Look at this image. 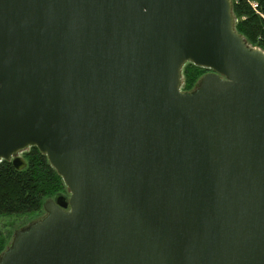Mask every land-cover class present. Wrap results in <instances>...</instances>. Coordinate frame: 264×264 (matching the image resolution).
Wrapping results in <instances>:
<instances>
[{"label": "water", "instance_id": "1", "mask_svg": "<svg viewBox=\"0 0 264 264\" xmlns=\"http://www.w3.org/2000/svg\"><path fill=\"white\" fill-rule=\"evenodd\" d=\"M235 24L231 0H0V162L36 146L70 193L0 264H264V50Z\"/></svg>", "mask_w": 264, "mask_h": 264}, {"label": "trees", "instance_id": "2", "mask_svg": "<svg viewBox=\"0 0 264 264\" xmlns=\"http://www.w3.org/2000/svg\"><path fill=\"white\" fill-rule=\"evenodd\" d=\"M236 29L252 46L264 50V0L256 11L249 0H231ZM209 69L188 62L183 67V90L193 91L199 79ZM27 164L17 169L9 160L0 162V220L4 215L45 211L47 200L67 195V186L59 172L51 165L46 154L38 147L23 152ZM7 248V237L0 223V254Z\"/></svg>", "mask_w": 264, "mask_h": 264}, {"label": "rangeland", "instance_id": "3", "mask_svg": "<svg viewBox=\"0 0 264 264\" xmlns=\"http://www.w3.org/2000/svg\"><path fill=\"white\" fill-rule=\"evenodd\" d=\"M253 47H257V46H253ZM183 80H184V76H183ZM182 85H183V81H182ZM69 194L70 193L68 191L67 195ZM47 214L48 213L46 211H39L34 214L27 213L25 215L24 214H19V215L14 214V215L2 216L0 223H1L2 230L4 231L7 237V248L12 244L17 231L28 228L33 223L43 219Z\"/></svg>", "mask_w": 264, "mask_h": 264}, {"label": "built area", "instance_id": "4", "mask_svg": "<svg viewBox=\"0 0 264 264\" xmlns=\"http://www.w3.org/2000/svg\"><path fill=\"white\" fill-rule=\"evenodd\" d=\"M250 3L252 4L253 8L257 11L258 10V2L249 0Z\"/></svg>", "mask_w": 264, "mask_h": 264}, {"label": "flooded vegetation", "instance_id": "5", "mask_svg": "<svg viewBox=\"0 0 264 264\" xmlns=\"http://www.w3.org/2000/svg\"><path fill=\"white\" fill-rule=\"evenodd\" d=\"M209 71H210V70H208L207 72H209ZM207 72H206V73H207ZM59 195H61V194H59ZM59 195H58V196H59ZM58 196L53 197V198H51V199H49V200H56V198H57ZM56 201H57V200H56Z\"/></svg>", "mask_w": 264, "mask_h": 264}]
</instances>
